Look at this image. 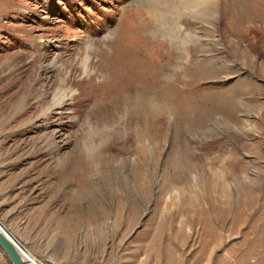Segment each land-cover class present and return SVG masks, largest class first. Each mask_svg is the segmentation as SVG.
I'll return each mask as SVG.
<instances>
[{"label": "rangeland", "instance_id": "rangeland-1", "mask_svg": "<svg viewBox=\"0 0 264 264\" xmlns=\"http://www.w3.org/2000/svg\"><path fill=\"white\" fill-rule=\"evenodd\" d=\"M263 1L243 0L235 35L192 22L189 53L211 64L177 93L202 123L145 124L118 76L138 0H0L2 229L45 263L264 264Z\"/></svg>", "mask_w": 264, "mask_h": 264}, {"label": "bare ground", "instance_id": "bare-ground-1", "mask_svg": "<svg viewBox=\"0 0 264 264\" xmlns=\"http://www.w3.org/2000/svg\"><path fill=\"white\" fill-rule=\"evenodd\" d=\"M242 2L243 0H138L143 9L137 15L132 14V20L140 21L134 31L135 37H133L137 57L133 61L126 58L118 69L128 67L126 72L135 71L139 73L140 79L133 78L131 74L128 76L126 72L118 76L124 78V81L127 79L124 90L133 100L139 101V106L143 103L150 104L148 110L151 113L141 112L140 120L148 124L151 115L155 117L154 120L160 115H174L176 118L187 121L192 119V124L202 123L207 115L196 112L194 117L187 116L180 107L182 103L177 93L179 85L182 86L181 89L184 92L192 91L194 87L192 70L194 68L207 69L211 64L209 58L195 60L192 52L189 53V46L196 37L192 31H189V28L195 20L207 21L213 24V29L218 35H235L236 31L240 30L241 20L248 17L242 16L239 12ZM258 5L259 10H264V1ZM254 20L257 21L255 18ZM231 21L238 22V24L226 26ZM247 22H254L253 18L247 19ZM125 42L129 44V40ZM187 55L192 58L189 60L187 57L183 60ZM88 58L89 56L85 58L84 65L87 64ZM64 97H66L65 94L55 97L53 105H59ZM193 160L194 155L191 152L187 158L176 160L173 165L174 178H185L192 166L196 164ZM140 188L143 190V185ZM22 258L25 263L31 264L34 256L30 257L29 262L25 261L23 256Z\"/></svg>", "mask_w": 264, "mask_h": 264}, {"label": "water", "instance_id": "water-1", "mask_svg": "<svg viewBox=\"0 0 264 264\" xmlns=\"http://www.w3.org/2000/svg\"><path fill=\"white\" fill-rule=\"evenodd\" d=\"M0 249L6 254L11 264H26L22 258L20 248L0 226Z\"/></svg>", "mask_w": 264, "mask_h": 264}, {"label": "built area", "instance_id": "built-area-1", "mask_svg": "<svg viewBox=\"0 0 264 264\" xmlns=\"http://www.w3.org/2000/svg\"><path fill=\"white\" fill-rule=\"evenodd\" d=\"M19 246V248H20V252H21V255H23V256H27L26 254H25V252L23 251V248L20 246V245H18ZM27 264V263H26ZM31 264H58V263H45L44 261H41V260H39V259H37V258H33V261L31 262Z\"/></svg>", "mask_w": 264, "mask_h": 264}, {"label": "crops", "instance_id": "crops-1", "mask_svg": "<svg viewBox=\"0 0 264 264\" xmlns=\"http://www.w3.org/2000/svg\"><path fill=\"white\" fill-rule=\"evenodd\" d=\"M5 231V230H4ZM6 232V231H5ZM7 233V232H6ZM8 234V233H7ZM9 235V234H8ZM10 236V235H9ZM11 237V236H10ZM12 238V237H11ZM13 239V238H12ZM14 240V239H13ZM15 241V240H14ZM23 251L25 252V254H30L31 256H33L31 253H29L28 251H26L25 249H23Z\"/></svg>", "mask_w": 264, "mask_h": 264}]
</instances>
